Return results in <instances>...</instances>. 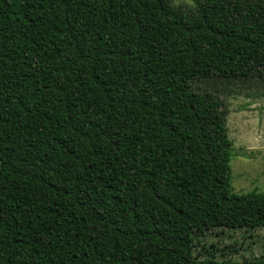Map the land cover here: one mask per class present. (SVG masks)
I'll list each match as a JSON object with an SVG mask.
<instances>
[{
	"label": "trees",
	"instance_id": "16d2710c",
	"mask_svg": "<svg viewBox=\"0 0 264 264\" xmlns=\"http://www.w3.org/2000/svg\"><path fill=\"white\" fill-rule=\"evenodd\" d=\"M253 75L264 0H0V264H264L202 245L264 227V193L191 85Z\"/></svg>",
	"mask_w": 264,
	"mask_h": 264
},
{
	"label": "rangeland",
	"instance_id": "374dc122",
	"mask_svg": "<svg viewBox=\"0 0 264 264\" xmlns=\"http://www.w3.org/2000/svg\"><path fill=\"white\" fill-rule=\"evenodd\" d=\"M196 0H172L192 9ZM197 91H212L227 107L226 127L232 140L231 186L234 193H264V77L194 79ZM214 244L216 259L243 260L264 256V227L214 228L201 239ZM200 248V247H198ZM196 248V251L198 250Z\"/></svg>",
	"mask_w": 264,
	"mask_h": 264
}]
</instances>
